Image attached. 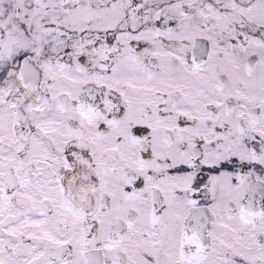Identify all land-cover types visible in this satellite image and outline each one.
<instances>
[{"label":"snow or ice","instance_id":"6c2138e0","mask_svg":"<svg viewBox=\"0 0 264 264\" xmlns=\"http://www.w3.org/2000/svg\"><path fill=\"white\" fill-rule=\"evenodd\" d=\"M0 264H264V0H0Z\"/></svg>","mask_w":264,"mask_h":264}]
</instances>
